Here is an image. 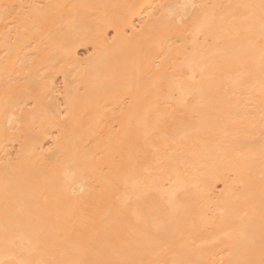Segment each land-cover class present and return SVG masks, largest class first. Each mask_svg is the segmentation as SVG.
Returning a JSON list of instances; mask_svg holds the SVG:
<instances>
[{
  "label": "bare ground",
  "instance_id": "6f19581e",
  "mask_svg": "<svg viewBox=\"0 0 264 264\" xmlns=\"http://www.w3.org/2000/svg\"><path fill=\"white\" fill-rule=\"evenodd\" d=\"M0 264H264V0H0Z\"/></svg>",
  "mask_w": 264,
  "mask_h": 264
}]
</instances>
